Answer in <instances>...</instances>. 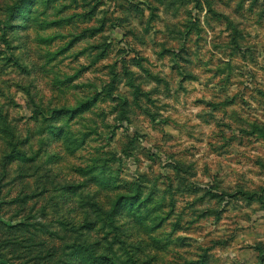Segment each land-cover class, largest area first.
Masks as SVG:
<instances>
[{
    "label": "rangeland",
    "instance_id": "1",
    "mask_svg": "<svg viewBox=\"0 0 264 264\" xmlns=\"http://www.w3.org/2000/svg\"><path fill=\"white\" fill-rule=\"evenodd\" d=\"M0 264H264V0H0Z\"/></svg>",
    "mask_w": 264,
    "mask_h": 264
}]
</instances>
